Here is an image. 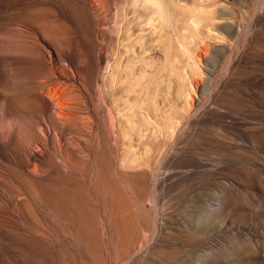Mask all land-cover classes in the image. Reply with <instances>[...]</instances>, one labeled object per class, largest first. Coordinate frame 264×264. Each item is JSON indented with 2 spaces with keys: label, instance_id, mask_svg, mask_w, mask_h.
<instances>
[{
  "label": "rangeland",
  "instance_id": "rangeland-1",
  "mask_svg": "<svg viewBox=\"0 0 264 264\" xmlns=\"http://www.w3.org/2000/svg\"><path fill=\"white\" fill-rule=\"evenodd\" d=\"M0 264H264V0H0Z\"/></svg>",
  "mask_w": 264,
  "mask_h": 264
},
{
  "label": "bare ground",
  "instance_id": "bare-ground-1",
  "mask_svg": "<svg viewBox=\"0 0 264 264\" xmlns=\"http://www.w3.org/2000/svg\"><path fill=\"white\" fill-rule=\"evenodd\" d=\"M126 28H127V30H125V31H129L128 33H129L130 36H128V37L131 38V37H132V36H131L132 31H133V30L135 31V30L137 29V27H126ZM125 31L122 32V33H125ZM126 35H127V34H126ZM126 35H125V37H127ZM121 39H122V37H121ZM123 39H124V38H123ZM123 41H124V40H122V42H123ZM131 45H135V44H134L133 42H129V43L126 45V47H127V46L130 47ZM124 46H125V45H124ZM145 46H146V45L143 44V45H142V48H145Z\"/></svg>",
  "mask_w": 264,
  "mask_h": 264
}]
</instances>
